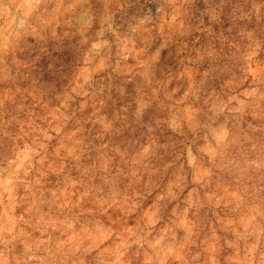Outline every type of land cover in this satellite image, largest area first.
<instances>
[{
    "label": "clouds",
    "instance_id": "9594fccd",
    "mask_svg": "<svg viewBox=\"0 0 264 264\" xmlns=\"http://www.w3.org/2000/svg\"><path fill=\"white\" fill-rule=\"evenodd\" d=\"M0 264H264V0H0Z\"/></svg>",
    "mask_w": 264,
    "mask_h": 264
}]
</instances>
